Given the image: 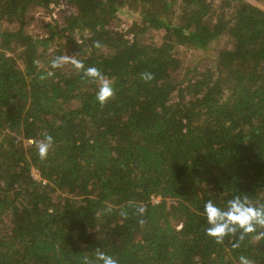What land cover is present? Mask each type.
Instances as JSON below:
<instances>
[{"label":"trees","instance_id":"trees-1","mask_svg":"<svg viewBox=\"0 0 264 264\" xmlns=\"http://www.w3.org/2000/svg\"><path fill=\"white\" fill-rule=\"evenodd\" d=\"M234 195L264 204V0H0V264H264L206 235Z\"/></svg>","mask_w":264,"mask_h":264},{"label":"clouds","instance_id":"clouds-1","mask_svg":"<svg viewBox=\"0 0 264 264\" xmlns=\"http://www.w3.org/2000/svg\"><path fill=\"white\" fill-rule=\"evenodd\" d=\"M63 62V57L58 58L53 61L52 66L58 67ZM72 63L78 70L83 68L82 63L77 60H73ZM84 71L86 76L97 81L95 100L100 104L107 103L114 94L111 82L105 79L94 66L87 67ZM141 78L149 81L152 79V75L151 73H143ZM52 142V137L45 134L43 140L37 144V150L41 158L47 156ZM138 212L142 213L143 208L138 209ZM201 214L206 218V235L214 238L217 243L223 242L226 236H235L238 232L240 233V240L249 234L264 235V233L258 232V227H264V204L254 205L247 196L234 195L222 205L209 199L204 202ZM237 246L238 243L233 244V247ZM83 261L84 264H119L114 256L100 250H97L91 259L85 256ZM240 261L241 264H251V261L244 256L240 257Z\"/></svg>","mask_w":264,"mask_h":264},{"label":"rangeland","instance_id":"rangeland-1","mask_svg":"<svg viewBox=\"0 0 264 264\" xmlns=\"http://www.w3.org/2000/svg\"><path fill=\"white\" fill-rule=\"evenodd\" d=\"M54 17H60V12L59 9L56 8L54 10L53 13ZM51 18V14L47 13L45 10L41 9V8H34L30 15H29V25H28V30H30L32 33H36L38 35L43 34L45 32L44 30V20H50ZM133 19L132 16L126 15V16H122V24H127L128 22H130ZM125 26V25H124ZM183 56L186 59L187 64H189L192 59L194 58L191 54V52H184ZM34 177L35 178H39V174L37 172L34 171ZM158 200H160L159 198L154 199L155 202H159Z\"/></svg>","mask_w":264,"mask_h":264}]
</instances>
